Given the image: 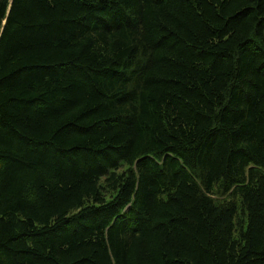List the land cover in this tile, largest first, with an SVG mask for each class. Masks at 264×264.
<instances>
[{
	"label": "trees",
	"instance_id": "1",
	"mask_svg": "<svg viewBox=\"0 0 264 264\" xmlns=\"http://www.w3.org/2000/svg\"><path fill=\"white\" fill-rule=\"evenodd\" d=\"M0 264H264V0H0Z\"/></svg>",
	"mask_w": 264,
	"mask_h": 264
}]
</instances>
